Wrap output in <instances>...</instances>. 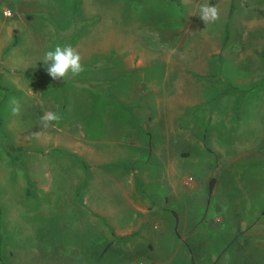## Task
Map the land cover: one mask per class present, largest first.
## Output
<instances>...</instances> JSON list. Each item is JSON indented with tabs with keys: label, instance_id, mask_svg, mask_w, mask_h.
<instances>
[{
	"label": "rangeland",
	"instance_id": "374dc122",
	"mask_svg": "<svg viewBox=\"0 0 264 264\" xmlns=\"http://www.w3.org/2000/svg\"><path fill=\"white\" fill-rule=\"evenodd\" d=\"M8 1L0 0V47L10 43L0 54L9 56L16 68L0 71V264H40L42 256H48L43 264L138 260L137 252L145 246L137 241L127 247L115 232L121 222L120 174L126 165L132 167L134 178L158 168L152 152L166 138L177 153L185 147L180 161L197 174L198 161L204 159L239 168L245 178L264 172V0H205L219 10V19L207 25L191 0H72V6L68 0H32L35 14L42 10L37 11L39 4L46 12L33 15L32 28H22L18 38L8 23L18 9L23 12L24 1L10 0L14 4L7 7ZM127 15L142 17L134 25L141 39L137 32L133 37L122 32L121 21ZM37 19H47L46 26ZM36 30L43 36H33ZM48 34L59 38L55 46L71 45L82 59L87 57L79 76L55 80L44 71V55L38 53L41 47L54 50ZM171 48L182 54L186 49H217L220 54H171L162 60ZM147 49L155 55H146V63L137 69L124 71L122 60L131 63L129 55L134 54L136 61ZM154 75L155 89L147 84ZM29 87L47 88L44 107L62 116L58 126L48 128L42 145L31 142L30 127L39 125V119L36 123L32 118L37 113L33 102L40 107V100L25 93ZM12 98L21 104L16 116L8 108ZM167 128L178 132L167 135ZM200 145L208 150L205 155ZM206 185L198 193L205 192ZM91 189L112 203L99 198L94 203ZM238 202L253 215L264 206L261 196ZM193 211L211 216L205 205L197 204ZM105 239L110 241L105 254L94 257L82 250L74 257V245L99 251L96 243L102 245ZM243 241L242 247H226L217 264H264V243L251 242L249 234ZM212 250L205 247V259L196 263L211 261ZM182 260L171 264H184Z\"/></svg>",
	"mask_w": 264,
	"mask_h": 264
},
{
	"label": "crops",
	"instance_id": "0c3cea01",
	"mask_svg": "<svg viewBox=\"0 0 264 264\" xmlns=\"http://www.w3.org/2000/svg\"><path fill=\"white\" fill-rule=\"evenodd\" d=\"M23 1V12L22 8L18 9L15 17L12 18L13 20L8 23V28L11 29L10 33L20 34L22 28H32L31 26L35 23L34 20L31 19L32 16H39L46 12L45 7H40L41 4H39L37 11L42 10L35 14V6H32V0ZM68 1V5L72 6V0ZM191 2L195 3L193 7L199 8V6L206 1L191 0ZM13 4V1L9 0L7 7H12ZM172 7H174V10L173 15L170 13V19L175 18L176 9L175 6L172 5ZM3 9L4 7L0 6V10L3 11ZM22 15L25 19H20ZM141 18L130 19V16L127 15L126 19H122V32L126 37H128L130 33L131 37H133V33L137 32L138 39H141L142 35L139 26L137 25L136 28L134 27L135 24L140 23ZM187 19L194 18L188 16ZM37 20L44 22L42 24L46 26L47 19ZM53 21L57 22L56 19H53ZM51 27L53 26H50L49 24V29ZM36 32L38 31H33L31 34L34 36ZM18 34H16L17 38ZM48 35L51 44L53 45L51 47L55 48L54 44L57 41L56 39L59 40V38H52L50 34ZM40 36H43V34L40 33ZM45 37L43 42L46 39ZM9 43L10 42L7 41L1 43L0 48L7 46ZM43 50L44 54L48 51L45 47H41L38 54L41 56L44 55ZM147 50L148 51L142 56L137 57L136 61L135 58H133L134 54L129 55L131 57H129L130 60H132L131 63H129V59L122 60V64H125V66H123L124 71L125 69L128 71L137 69V67L146 63L145 60L147 56L151 57L152 55H155L152 49ZM176 50L177 48H171L168 49L167 52L165 51L162 60L165 61L167 56L169 57L171 54L185 57L220 54L217 49L208 50L206 52H194L193 50L186 49L184 54L181 52L178 53ZM101 52L102 51L94 53L101 54ZM83 57L84 58L81 62L87 60L85 55ZM8 59L9 56L1 58L0 54V71L6 67L16 68V65L12 60ZM24 66L25 69H30L28 65ZM44 71L47 72L46 69ZM40 75L46 77L47 74L43 75V73H40ZM138 75L139 74H136L135 76L138 77ZM9 78L12 79V76H9ZM157 79V75H154L149 81H147V84L155 89ZM130 80L131 79L128 76L126 81L129 82ZM25 93L35 99H38L39 97V100L41 101L43 96H47V88L29 87L25 89ZM160 98L161 97L156 98V103H158V105L160 104ZM33 105L35 106L33 110H37L38 114L34 113L32 118L33 120H36L37 123L39 117L44 111L48 110V107H39L37 101H34ZM37 132H39L38 135ZM165 132H167L168 135L169 133H177L178 131L174 128H167ZM48 133V129L42 131L39 125L37 127H30L31 142L42 145L45 136ZM170 142V139L166 138L163 146H157L156 149H153L154 151L152 153L154 154V159H151L153 160V163L159 161V169L155 167L152 171L148 170L144 172L142 177L135 178L134 173L132 171L130 172V168H132L131 166L128 167L126 165L121 171V197L119 199L120 213H117V215L119 214L121 217V222L118 224V227L115 228V232L117 237L121 240H125V245L127 247H129L130 244L133 246L136 245L137 241L145 246L144 249L142 248L137 252V256L140 258H138V260H131L129 264L132 262L136 264H171L172 260L179 258H184V260H182L184 264H197L196 262L199 259H205V247L215 250L213 259L205 262V264H217L219 257L222 256L226 247H229L234 243H236V247L244 246L243 240L247 234L252 238L251 242L264 243V206L258 208L256 215H253L251 212L247 211L246 207H240V204H238L240 198L246 200L254 198L255 196H261V198L264 199V172L260 173L263 170H260L259 173L257 172L258 175L246 176L247 178H245L243 177L244 175H239V168L228 165H214L213 163H210L208 159H204L206 165L203 162L204 160L198 161L200 173L197 174V172L188 168V164L180 161V153H187L186 151H183V148L185 147H181L179 153H177V149H172ZM204 146L205 145H200L198 149L201 151L200 154L204 153L205 155L208 150ZM187 147L194 148L192 145H188ZM190 155L191 153L186 157V160L190 158ZM202 156L203 155L199 158L201 159ZM149 161L150 160L145 161L148 163V166H146L145 169L150 168ZM184 164L186 166H184ZM179 167H186L187 169L182 172ZM256 168L259 167L257 166ZM220 169H223L225 174L222 171L219 174ZM259 174H261L260 177H258ZM190 176L192 178H190ZM211 177H214L215 180L210 190L209 184ZM117 180L118 179H116V181ZM135 180L138 183H136ZM140 180H143L142 183H140ZM27 182L31 183L29 180ZM205 182H207V190L198 193ZM221 183L228 186L227 189H222L220 187ZM90 195L91 199H94V203L97 198L110 201L108 197H98L99 195L92 189L90 190ZM197 204L199 207L205 205L206 208H211V216H207L205 212L203 214H194L193 209ZM105 206L106 208L112 207V205ZM214 213L216 215H214ZM56 228L60 230V226H57ZM192 244L194 248L192 247ZM96 245L100 246L99 251L94 247L86 248V245L81 246V243H79V245H74V257L79 258V253L81 254L82 250L85 254L88 252L90 256L94 257L105 254L110 246V241L105 239L102 245L97 243ZM252 247H261V244H253ZM262 249H264V244ZM46 252L47 249L44 253ZM156 252L159 253V255L156 254ZM42 255L43 252H41L40 257ZM47 257L48 256H42L40 264H43Z\"/></svg>",
	"mask_w": 264,
	"mask_h": 264
},
{
	"label": "clouds",
	"instance_id": "9594fccd",
	"mask_svg": "<svg viewBox=\"0 0 264 264\" xmlns=\"http://www.w3.org/2000/svg\"><path fill=\"white\" fill-rule=\"evenodd\" d=\"M207 25L209 22H216L219 19L218 8L209 3H204L199 6V12L196 14ZM46 65L47 73L55 80L61 78L79 76L85 69L82 64L81 54L71 45L55 46L54 50H48L41 59ZM40 107H44L41 100ZM8 108L11 115L16 116L20 114L21 104L19 100L12 98L8 102ZM62 120V116L55 111L46 110L39 117V126L43 130L50 127H56ZM39 132H37V135Z\"/></svg>",
	"mask_w": 264,
	"mask_h": 264
},
{
	"label": "trees",
	"instance_id": "16d2710c",
	"mask_svg": "<svg viewBox=\"0 0 264 264\" xmlns=\"http://www.w3.org/2000/svg\"><path fill=\"white\" fill-rule=\"evenodd\" d=\"M232 9V8H231ZM225 39L226 38H224V42H225ZM17 41V38H14V42H16ZM214 180H215V178L214 177H211V179H210V184H209V189L211 190V188H212V186H213V182H214ZM192 264H194V263H192Z\"/></svg>",
	"mask_w": 264,
	"mask_h": 264
},
{
	"label": "built area",
	"instance_id": "2783aa9c",
	"mask_svg": "<svg viewBox=\"0 0 264 264\" xmlns=\"http://www.w3.org/2000/svg\"><path fill=\"white\" fill-rule=\"evenodd\" d=\"M190 178H192V177L190 176ZM131 264H136V263L132 262Z\"/></svg>",
	"mask_w": 264,
	"mask_h": 264
}]
</instances>
